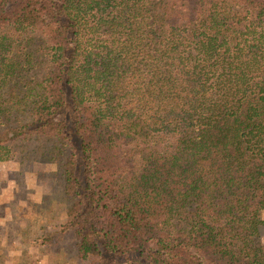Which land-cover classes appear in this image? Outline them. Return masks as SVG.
I'll return each instance as SVG.
<instances>
[{"label": "trees", "instance_id": "obj_1", "mask_svg": "<svg viewBox=\"0 0 264 264\" xmlns=\"http://www.w3.org/2000/svg\"><path fill=\"white\" fill-rule=\"evenodd\" d=\"M0 153L82 260L264 264V0H0Z\"/></svg>", "mask_w": 264, "mask_h": 264}, {"label": "rangeland", "instance_id": "obj_2", "mask_svg": "<svg viewBox=\"0 0 264 264\" xmlns=\"http://www.w3.org/2000/svg\"><path fill=\"white\" fill-rule=\"evenodd\" d=\"M54 164L0 153V264H96L76 256ZM264 220V212L260 213ZM264 243V225L260 227Z\"/></svg>", "mask_w": 264, "mask_h": 264}]
</instances>
